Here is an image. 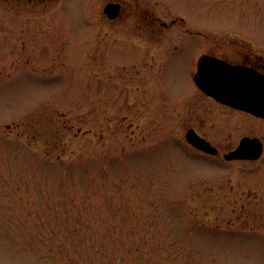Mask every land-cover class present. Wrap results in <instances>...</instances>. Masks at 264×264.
<instances>
[{
	"label": "rangeland",
	"instance_id": "obj_1",
	"mask_svg": "<svg viewBox=\"0 0 264 264\" xmlns=\"http://www.w3.org/2000/svg\"><path fill=\"white\" fill-rule=\"evenodd\" d=\"M103 2L0 0V264H264V152L223 162L183 139L202 101L187 71L216 42L264 59V0H166L188 30L141 56L103 39ZM204 111L215 144L247 133Z\"/></svg>",
	"mask_w": 264,
	"mask_h": 264
},
{
	"label": "flooded vegetation",
	"instance_id": "obj_2",
	"mask_svg": "<svg viewBox=\"0 0 264 264\" xmlns=\"http://www.w3.org/2000/svg\"><path fill=\"white\" fill-rule=\"evenodd\" d=\"M28 1H35V0H28ZM36 1L43 2L49 0H36ZM164 2L165 4L167 3L166 0H104L101 9L102 19L104 20L102 24L103 39L110 41L114 45L127 44V45L136 46L140 50L139 52L140 54L138 53L137 56H141L142 50L139 47L140 44L138 41L139 39L143 38L144 41H146L147 43L153 41L155 43H158V40L160 39L163 30L171 29L174 25H179L183 31L188 30L186 25V20L181 15L175 13L176 14L175 16L168 17L169 15L168 13H170L171 11L174 12V10H172L168 4H166L165 9L158 7L159 4H162ZM109 4L115 6V14L114 15L111 14L112 16H110L109 13H104L105 6ZM216 43L217 46L214 48L216 53L210 52V54H215V56L223 58V56H219L220 52H217V48L219 49L221 48V46L219 45L220 43L219 42ZM232 54L234 55L239 53L236 50ZM235 63L236 64L240 63L252 67L258 70L254 72L260 75H264V59L262 56H259L257 54L250 55V52H246L243 54L242 59L236 61ZM187 72L190 75L192 86L186 91L185 94H190L189 90H191L192 88L200 94L202 101L199 100L194 101L191 104H189L187 107L188 111L185 118V124H184L185 130L183 135L185 145L191 151H195L198 154L216 158L217 160L223 162H232L238 160L257 161L261 157H263L264 135L263 134L258 135L257 133H254L253 124L254 122L264 121V118L219 102L216 98L207 94L196 84L194 77L197 75V71H187ZM207 72L210 71H201L200 76L201 77L205 76L204 73ZM156 75L157 73H155L154 76ZM202 80L205 79L202 78ZM206 101L210 105L216 107L217 109L222 108L223 110H228L230 112V115L232 116L235 128L237 126L238 118H240L241 121H244L245 125L247 126V133L240 134L237 137L236 142L224 141V143L215 144L213 141H211L210 137L207 135V132L204 130V127L207 123L206 115L204 111ZM193 103H195V105H193ZM219 115L220 113L217 111V116ZM188 130H193L198 136L208 141L216 149L215 154L210 155L208 153L196 149L191 144H189L185 139V133ZM245 137L257 138L259 140L261 144L260 155L255 159H231V160L225 159L224 155L234 150L239 144L240 140ZM252 195H253L252 197L253 200L256 201L259 199L262 202L263 200L262 198H257L258 195H260L258 192L254 191ZM254 205L252 204V206Z\"/></svg>",
	"mask_w": 264,
	"mask_h": 264
},
{
	"label": "water",
	"instance_id": "obj_3",
	"mask_svg": "<svg viewBox=\"0 0 264 264\" xmlns=\"http://www.w3.org/2000/svg\"><path fill=\"white\" fill-rule=\"evenodd\" d=\"M104 13L115 14V6H105ZM196 84L219 102L264 118V75L244 64H232L210 54H202L196 62ZM201 71H210L200 76ZM217 71V72H214ZM199 75V76H198ZM205 79V80H202ZM186 141L198 150L215 154L216 149L193 130L185 133ZM261 153L257 138H242L237 147L225 154L227 160L255 159Z\"/></svg>",
	"mask_w": 264,
	"mask_h": 264
}]
</instances>
